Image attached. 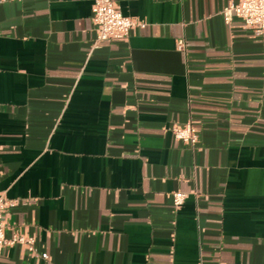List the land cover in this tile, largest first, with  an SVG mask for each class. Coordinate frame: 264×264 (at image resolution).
<instances>
[{"label":"crops","instance_id":"obj_1","mask_svg":"<svg viewBox=\"0 0 264 264\" xmlns=\"http://www.w3.org/2000/svg\"><path fill=\"white\" fill-rule=\"evenodd\" d=\"M114 1L144 26L95 45L94 0H0L6 235L49 254L0 264H264V39L236 0Z\"/></svg>","mask_w":264,"mask_h":264},{"label":"built area","instance_id":"obj_2","mask_svg":"<svg viewBox=\"0 0 264 264\" xmlns=\"http://www.w3.org/2000/svg\"><path fill=\"white\" fill-rule=\"evenodd\" d=\"M93 24L96 31L95 45L105 41L127 40L137 26H144L133 16L125 15L121 7L114 0H94L93 2ZM228 21L235 15L241 18L248 28L252 29L256 36L264 39V0H236L224 10ZM178 48H185V41L179 40ZM176 139L195 146L199 141V132L191 122L172 127ZM185 193L177 191L173 200L176 206H181L185 200ZM10 201L0 196V253L9 244H21L33 255L49 259L46 252L39 253L35 246L34 236L16 231L11 237L6 235V224L4 214Z\"/></svg>","mask_w":264,"mask_h":264}]
</instances>
